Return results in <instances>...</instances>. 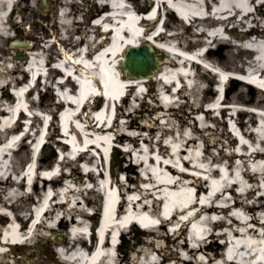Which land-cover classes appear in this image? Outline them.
I'll use <instances>...</instances> for the list:
<instances>
[{"label": "bare ground", "instance_id": "6f19581e", "mask_svg": "<svg viewBox=\"0 0 264 264\" xmlns=\"http://www.w3.org/2000/svg\"><path fill=\"white\" fill-rule=\"evenodd\" d=\"M127 1L132 3V0H121V6L118 1L116 3H112L113 9L109 11H113L117 14L116 16H119L121 19V22H123V27L128 29V31H123L120 35V38L116 39L114 42L113 48L110 50V55L104 56L107 58L105 60L102 59L101 55H98L94 60V62H90L86 64L83 60L75 61L73 60L76 57H81L80 51L77 49V47H84L86 48V52L84 53L85 59H90L92 55H94L97 51H100L101 48H103L104 44L106 43V40H103L102 43H98L95 47H90V44L95 43V41L92 40V30L93 26H90V29L84 31L82 30V25L87 24L90 20L97 19L101 16L102 12L105 10H108V7L101 6L97 7L96 5H92L91 8L95 9L96 12H93L90 7L89 11L83 14V20L82 23L76 21L74 18L69 19L70 14L63 13L60 18V23L58 27V38H56V41L66 44L70 46L72 49L70 50L71 53L68 55L70 59H72L73 63V69H75V73H77L76 77L79 78V80H87V82L91 83V87L93 90H96L95 85L93 83V76L96 74V72L100 69L102 70V83L104 85V90L106 95L110 96H119V94L124 90L122 88V85L125 83L126 80L129 79L130 76H126V74H123V77L120 79L117 78L116 74L114 73V70L111 68V62L114 60H117V66L115 67V70L119 72L120 65L123 60L124 51L129 47V45H125L121 55L116 54L118 49H122L126 39L130 38L133 39L137 35V29H136V22L134 18L127 17L124 18L123 14L127 11V8L123 7V2ZM151 3V2H149ZM68 5V4H67ZM18 6V3L13 0H0V45L3 42H6L9 40L10 32L13 26H15V23L13 22V18L10 16H6V11L8 9L14 10ZM38 6L36 0H32V2L28 3V7L31 8L32 11H35L36 7ZM86 7L85 3L81 7ZM149 5H146L148 7ZM162 6H165L164 3H162ZM170 6V12L174 13L176 17L183 15V14H194L195 16H199L202 12L209 13L211 10H216V12L222 13V14H230L225 22L221 21H215L211 17L207 18H192V26L196 29L200 28L203 31H200V34H196L195 32L187 33L189 28L184 31V29L179 30L176 26H169V29L174 31L173 35L170 37H167L165 34L159 35L158 39L162 42L164 41L165 44L169 45L170 41H176L177 45L176 48L182 49L187 52L196 51L202 47H208L210 44H216L218 47V50L221 47H228V50L223 52L221 55V58L218 56L212 57L213 55L210 53V50L208 49V52L204 53L202 56L198 57V60L200 61H209L214 67H217L221 70H227L232 69L235 72H243L244 67L247 66L251 69V72H257L260 78L264 79V33L259 32L255 30L254 28H250L247 32L238 34L234 33L240 43L247 42V45L254 46L257 51L258 59L256 61L252 60V58L256 55L253 51L247 50L246 48L238 47L237 44L232 43V39L224 41L221 40L218 36L219 33L215 31V28L219 25L228 24L233 25L237 27H248L249 24L255 23L258 25L259 23H264V2L261 0H221L218 2L217 0H186L185 3L177 2V0H170L169 2ZM251 8L254 9V12L251 11ZM84 9H82L83 11ZM18 12V11H17ZM218 13V14H219ZM193 16V15H192ZM24 18H21L22 23L24 22ZM110 18H105L102 21V24L112 22ZM80 26V27H79ZM213 28L214 31L212 33V37L210 42H207V39L210 37H207L208 35L205 34V31L208 29ZM98 29V28H96ZM81 31V32H80ZM237 31V30H236ZM256 31V36L254 40H250L249 34ZM79 32L82 33L80 37L81 41L77 42L74 40L75 35H79ZM187 33V34H186ZM149 34V31H145V35ZM101 33L98 31L96 33V37H100ZM141 45L144 44L143 41L140 42ZM28 46V44H27ZM235 47H238V52L236 54H233L230 52V49H233ZM151 50L153 51V54L157 57V61L159 62L157 71L154 74L153 77L145 80V79H135L137 85L139 83L143 82H155L159 87H161L165 94H169V90L171 87H174V83L172 80H167L169 84L164 85L162 80L165 76H172L175 77L176 80L179 82H187L190 85L189 92L191 95H193V101L190 102V100L185 101L184 106H187L190 110L188 112L184 111L180 115L173 113V106L176 104L174 101L170 100L168 97L161 94V98L158 99V102L160 103V106H168V109L165 110L163 117H165L168 121L165 123L166 126H170V118L174 117L180 122L179 128L171 127L170 129L165 130L166 133H169L173 136L174 141L176 139H181L180 147L177 150H171V146L169 143H163V134H161L155 141L156 151L157 155L161 156L164 159H167L168 163H164V161L159 160L156 161L154 157H149L146 162V170H145V176L140 177V182L142 184L145 183H151V186L148 188L143 187H135L132 188V190H128L126 194L131 195L134 192H140V196L134 201H131L130 203V209L126 210L124 205L127 203V199L124 197L125 193L121 190L124 184L122 183H114V180L111 178L110 181H105L103 177V173L101 171H98V174L94 176L91 172L88 174L89 182H95L96 179H100V184H102L103 187H105L108 192L112 189L113 184L117 187L119 191V203L115 205L116 202V196L112 193L108 196V203L106 205V216H107V222L106 225L108 226L105 233L101 236L102 237V245L97 249L96 254L93 258L90 259V263L96 259L99 255L101 256L99 261L96 264H117V258L114 256L111 252L113 244L111 239L113 238V234L116 233V231H119V226H123L128 224L130 221L135 219L140 225L147 226L148 220L146 219V213L148 205L142 204L140 205L141 201L149 198H153L154 194H162L163 198L165 200L163 212L165 215L169 213H173L169 220H173L176 214L183 215L189 210L197 209L195 213L188 217L184 222L181 223L178 230L174 232L175 238L172 240V244H174L175 247L178 246H187V254L192 255L193 253L198 252L196 248H192L189 246V242L184 238V242L177 243V240L184 234L185 228H187L189 225L194 224L196 225H203L205 223H213L211 221L210 215H218V213L224 214L223 218L216 219L214 222V225H217L220 229V232L218 233V236L224 240L227 238H230L229 243L226 241V245L230 244L229 251L225 254L221 252L218 257L215 258H209L207 263L208 264H214L213 262L220 259L222 260V264H264V250H261L262 247V240H264V224L260 222V220H264V188H262L260 183V167H258V161L261 159V157L264 155V117H260V126L258 128V134L252 133V132H245L244 137L248 138V143H244L242 141H239L236 137L232 141H230V144L233 148L237 147L238 152L240 153V156L237 155V153L232 152L229 154L220 152L219 155H211L210 158H207L206 156H203L199 153L198 147H196L197 138L193 135V132L197 130V128L194 129L191 125L188 123V119L193 114H198L200 111H203V107L200 105V103H208L213 101V98H209L206 96H202V90L199 86L198 78L200 77V69L199 67H196L195 74H191L189 70H194L195 66H197L193 62L184 61L181 64H178L176 62V59H179L180 57L175 56L174 59L167 58L166 55L168 54L165 49L160 47L159 45H150ZM14 49V48H12ZM48 50L50 49H42V56L40 54L39 57L34 59V56H32V64L34 66V69L37 71L40 69V62L44 58V55L47 54ZM65 49H63L61 52L63 55H65ZM93 53V54H92ZM11 55V54H10ZM224 55V56H223ZM36 57V56H35ZM101 57V59H100ZM109 57L112 59L109 61ZM244 57L249 59V61H245ZM39 59V60H37ZM28 58L25 60H19V59H13L9 58L7 56L6 50L2 48V53H0V117H6L2 120H0V127H4V134L13 135L16 134V129L20 127L19 123H16L14 127H11L8 129V123L10 121V118L12 115H14L17 111L21 110L24 106L22 104L21 100H17L13 98L8 92H6L7 84L10 82L13 83H20V80L18 79L20 75H22L23 80L26 77V73L22 71V65H25ZM103 61V62H102ZM236 63H239L236 64ZM71 64V63H68ZM66 66V65H65ZM73 69H71L73 71ZM72 73V72H71ZM55 74L56 76H61V73L59 71H53L52 74H47L46 80L48 82H53L55 80ZM211 75V73H210ZM213 76V75H212ZM250 76V75H249ZM248 76V78H249ZM253 80L255 79L253 76H250ZM123 80V81H121ZM215 85H219V80H214ZM244 85V84H243ZM121 86V87H120ZM248 92L245 93L242 89H238L236 92L234 103L237 104L239 102H250L255 104L257 106H260L264 108V96L261 99H258L255 102V96L257 97V93L261 92L253 87L244 85ZM69 87L70 94L73 95V98L71 99L73 103L76 102L77 98L80 97L81 99H85L88 93V86L83 84L79 89L71 83V80L69 78H66L65 82L62 84H58V89L61 91V96L63 98H66L68 96L67 93H64L63 90L65 88ZM206 88V87H204ZM131 89H134L131 87ZM212 93H215V89H211ZM186 90L185 85L181 88L180 91L177 92L179 94ZM31 92V91H30ZM128 92V91H127ZM250 93V95L248 94ZM29 94V93H28ZM28 96V95H27ZM260 98V96L258 97ZM252 99L254 101H252ZM26 100H29V97H27ZM163 104V105H162ZM69 108H73L74 106L70 103L66 104ZM113 105V104H112ZM182 107V105H180ZM31 108H35L34 103H31ZM8 109V110H6ZM122 111L124 113L123 108H118L117 111ZM6 110V112H5ZM109 111V107L107 108V113ZM213 111L208 110L205 112L206 118H209L210 120H215L216 118L213 116ZM241 114L245 115V112H241ZM21 115L23 116L22 112ZM117 115V114H116ZM250 119L249 122L252 124V126L257 125V120L254 118L255 116L252 114H249ZM254 116V117H253ZM101 117V116H100ZM76 117H70L69 115H64L63 118V134L62 137L68 136V134H71L72 132H76V136L78 138V143H88L91 144L87 147L88 150L95 149L93 147L94 145L97 146L98 149H95L98 155L101 157V147L103 145H106L110 142V139L108 138V134L111 133L114 128L117 129V132H120L119 123L117 122V117L112 121L111 128L105 129L103 126L96 127V123L94 121L87 120V129L91 130L92 132L85 135L84 137H81L77 130L73 127L71 120L75 119ZM106 118V117H105ZM102 119V117L100 118ZM40 119L37 117H34L33 123L30 126V130L34 129L33 132V139L31 140V144L37 142V137L39 136V129H35L37 126H35L34 121H39ZM202 123L204 120L201 121ZM41 124V123H40ZM133 122H130L129 125L131 126ZM41 126V125H40ZM190 127L191 134H186V129ZM29 130V131H30ZM16 132V133H15ZM228 134L231 135V131H227ZM4 134L0 133V168H2V171H17V164L18 162H21L22 158L24 156H28L30 158V152L28 153H21V154H15L14 152H10L7 156V154L4 152L6 150V147H1L6 142ZM28 133H26L25 136H27ZM140 135H129L125 134L124 132H121L119 134L120 142L119 144L121 146L128 147L127 153H141L142 150L138 149V141H139ZM151 142L154 138V135L152 133L148 134L146 137ZM24 137L20 140L19 143H23ZM124 141V142H122ZM74 145V144H71ZM188 149H191L190 152H188ZM62 152L69 151V147L67 145H61ZM87 150V152H88ZM154 148L150 147L149 150H147L148 154H153ZM249 152V153H247ZM86 153L81 154L84 156ZM186 155L187 157L184 158L183 156ZM241 160L240 165H236L232 158H238ZM8 159L5 163H3L4 160ZM57 159V155H56ZM225 159H227L225 161ZM91 159L86 160V162L91 164ZM67 159L64 157L62 160V163H66ZM180 162L183 167H188L192 170H196L199 172H207L210 173L214 178L219 179V181H214L208 186L207 179L201 180L198 178L195 180L197 183L198 191H201L202 195L206 196L209 194V197L206 199H202L200 197H194L193 199H189L188 193L185 188V183L182 178L174 179L172 177H169L166 173L160 170L161 166L163 165L167 169L176 170L174 167L175 164ZM41 164V161L39 160L37 162V165L39 168ZM144 164V161H139L138 166H142ZM206 167H202V165H205ZM216 164L217 168L209 169L210 165ZM248 164V165H247ZM148 165H152L155 168L149 169ZM50 167V166H48ZM241 167H244L245 170H241ZM73 178L72 174H70L69 178ZM229 179H233V181L230 182L229 187H227V181ZM25 181L24 178H22L19 183H15L12 181L10 176H7L5 181L0 180V209L3 207H10L12 209V212L14 214L13 222L8 221V216L5 212L0 213V223L6 222L4 225V231H5V237L3 241H0V245H6V243L9 242V240L13 242H18V233H22L24 231L27 225V222L31 221L33 219V211L29 209L31 204H35L33 201V195L36 194L38 198L41 197L42 194H38L37 190L38 187L35 183L32 184L31 192L29 194H26L24 192V185ZM81 183V182H80ZM83 184V183H81ZM80 184V187H81ZM47 185L52 186V188L57 187V180H51L50 182L43 181L42 188L45 189ZM63 185L58 184L57 188H61ZM52 197L49 200V208L40 216L38 224L35 225L32 235L25 239L24 242L33 239L35 231L38 227V225H42L45 223V220L52 219L53 216H55L57 213L62 211V219L59 221V223H62L65 217H68L71 222L74 221V218L77 216L85 217L84 208H79L80 202L76 201L74 199V196H78L79 198H82L84 202V206L88 207V199H84L83 194L84 193H90L87 191L86 188H78V186H64V191L61 193L55 191ZM235 188L240 189V192L242 195H237L233 192ZM9 189H12V192H8ZM226 192H230L231 198L234 199L233 204H228V199L224 197V194ZM62 194V202L51 204V202L56 201L60 198ZM238 197H243L242 201L238 199ZM155 200V199H154ZM163 200V199H162ZM209 201V203H206V201ZM249 201L248 203L244 201ZM20 202L18 207H20L21 212H27V219L24 221L22 220L21 215L14 213L16 211L17 206L16 203ZM72 202V205L70 206V203ZM130 202V201H129ZM206 203V204H205ZM215 203H219L215 205ZM180 204L184 205L183 209L178 213V211L172 212V206ZM63 206H69L68 209L63 210ZM14 210V211H13ZM246 213H250V218L245 219L244 215ZM198 220V221H197ZM201 220V221H199ZM14 221L20 222V229L17 231L14 227ZM10 224L8 227L7 225ZM240 228H244L245 231L241 232L239 231ZM49 229L53 230L52 227ZM156 230L160 229V227L155 228ZM261 231V232H259ZM158 232V231H157ZM75 234V233H74ZM67 236L71 237V234L67 232ZM195 235L198 237H201L205 235L204 231H200L199 229H194L191 233H189L190 241H196ZM77 236V235H75ZM213 236L211 233L209 237ZM61 239H63V236H60ZM205 239H200V242H204ZM2 243V244H1ZM66 243H60V246L64 248V252L66 254L73 252L75 256L72 259V264H86L87 260L78 253L76 249V245L79 244L81 246L84 245L83 241H80L78 239L77 241H74L72 244ZM144 246L140 247L134 256V258L131 260L128 264H137L136 260H139L140 257L143 258L142 264H188V260L186 258H183L179 255H177L176 251H165V247H162L160 251H162L164 254L160 261H152V244L151 243H144ZM244 253V254H242ZM0 255H4L3 253H0ZM225 257H228V260H225ZM263 259L262 261H260ZM255 262V263H253Z\"/></svg>", "mask_w": 264, "mask_h": 264}, {"label": "rangeland", "instance_id": "374dc122", "mask_svg": "<svg viewBox=\"0 0 264 264\" xmlns=\"http://www.w3.org/2000/svg\"><path fill=\"white\" fill-rule=\"evenodd\" d=\"M50 4V8H52V11L50 8L45 9V11L42 12L40 5H38L35 9V11H32L31 8L28 7V0H18V6H16L15 10L18 12L14 14L13 22L15 23V26L12 27L10 34H15L20 39H27L32 40L36 44L39 43L44 38H50L52 36H55L58 38V27L60 23V19L58 18L57 11L59 9L61 10H70V20L75 19L76 21H81L82 16L84 13L89 11V7L93 12H96L95 9L91 8V6L94 4L93 2L90 3V0H70L67 5L66 0H48ZM63 1V2H62ZM135 2V0H132ZM264 2V0H261ZM32 2L29 0V3ZM36 2H39L37 0ZM142 3L141 1H137ZM86 7H81L84 5ZM147 5L149 3H145L144 5ZM82 9H84L82 11ZM264 10V7H263ZM24 18V22L22 23L21 18ZM264 24V23H263ZM262 24V25H263ZM176 26L182 29L183 25L180 23L178 24V21L175 20L169 21V26ZM80 27V26H79ZM82 30L86 31L90 29V26H88V23L85 25H82ZM259 30H263V27H259ZM81 32V31H80ZM79 32V35L81 36L82 33ZM194 30H188L187 33H192ZM234 33H239L240 31H233ZM186 33V34H187ZM230 35L229 39L232 38ZM224 38H228V35L224 33ZM234 37V36H233ZM232 43H237L240 45V42L235 41L232 39ZM237 40V39H236ZM42 42V41H41ZM214 47V45H213ZM212 47V48H213ZM2 48L6 50L7 56L9 58H13L14 55L17 54L15 50H13L10 46V42L6 41L1 44L0 53H2ZM177 52H181L178 49H174ZM228 50V47H222L221 52H225ZM238 47H235L233 49H230V52L233 54H236L238 52ZM11 54V55H10ZM224 56V55H223ZM212 57H216L214 54ZM221 58V57H220ZM239 65V63H236ZM71 67H68L67 70H70ZM48 74H52V72H49ZM56 75V74H55ZM207 76V78H206ZM208 78L211 81V85L208 83ZM169 79H175V77L172 76H165L164 80ZM214 76L208 74L207 72L200 73V77L198 78L199 86L202 90L201 95L206 96L209 98L214 97V93L210 90V87H214ZM156 86L157 83L148 82L145 85L140 84L137 88L129 91V96L122 99L119 102V106L123 108L124 113L122 111H117V122L119 123L120 132H117V129L114 128V130L109 133L108 138L110 139V142L106 145H103L101 147V157L103 156V160H101V163L99 164V161L96 160V164H98L96 171H101L103 173V177L105 181L109 178V176L113 177L114 183H122L125 184L121 188V190L125 193V198L127 197L126 192L128 190H132V188L135 187H143L148 188L151 186V183H145L142 184L140 182V177H144L145 170L147 166L146 160L151 156L154 157L156 161L162 160L164 163H168L167 159L162 158L161 156L157 155L155 141L156 139L163 134V143H169L171 146V150H177L180 147V140L176 139L174 141L173 136L169 133H166L165 130L170 129L171 127L179 128L180 122L175 119L174 117L170 118V126H166L165 123L168 121L165 117H163V114L165 112V109L160 106V103L158 102V97L156 96ZM206 87L204 90L203 88ZM209 87V88H208ZM227 99L226 102L231 103L234 102L236 92L238 89H242L245 93H247V88L238 81L230 80L227 85ZM147 90V95L143 96L144 98L137 97V99H134V96H136V92L140 95L141 91ZM44 94H40L41 96V108L43 110H47V105L52 104L54 102V95L51 93V90L47 87H44ZM33 93H31L32 95ZM183 96H180L179 102L180 104H184L185 101L190 100V102L193 101V95L190 94L189 91H183ZM186 95V97H184ZM262 100V98L260 97ZM56 100V99H55ZM205 103V102H204ZM202 104V103H200ZM240 104H247L251 106V102H239V109ZM255 106V105H253ZM38 108V105L35 106ZM117 107V108H120ZM50 110V107H49ZM190 109L187 106H182L179 108H174L173 113L181 114L182 112L186 111L188 112ZM242 111V109H240ZM214 116V115H213ZM47 115H43L44 119H47ZM111 117V114H109V118ZM254 117V116H253ZM108 118V117H107ZM216 118V117H215ZM256 119V117H254ZM204 120L202 123L201 121ZM246 120L244 117L240 119V122L243 123V125L238 126L237 124H234L233 121H231L232 131L234 135L228 134V129L224 125V121L220 120L219 118H216L215 120H210L209 118H206V116L199 112L198 114H193L189 119L188 123L192 127L197 128L195 132H193V135L197 138L196 147H198L199 153L203 156H206L207 158H210L211 155H219L222 151L223 153L229 154L232 152L238 151V148H233L230 144V141L234 139V136L237 137L239 141H242L244 143H248V138L244 137V133L247 131L246 128ZM133 122V124L130 126L129 123ZM241 123V124H242ZM73 124L75 126H79L82 128L83 122L79 120V118H75ZM40 125V121H35V126ZM47 134V144L51 145V147L54 145L58 137H60V130L58 129V123L53 121L48 129ZM121 132H124L125 134L129 135H135L139 134L141 138H139L138 141V149H141V153H127L128 147L121 146L119 144V134ZM190 127L186 129V134L190 133ZM152 133L154 135V138L150 142L148 138V134ZM75 133L72 132L70 134L71 139L73 140V137H75ZM116 138V141L113 139ZM25 138V143L26 144ZM45 139L42 138V136L37 139V142L34 145H38L41 143V141ZM77 139V138H76ZM72 142V141H71ZM124 142V141H122ZM150 147L154 148L153 154H148L147 150L150 149ZM23 149V147H20L19 150ZM25 151V150H24ZM191 149H188V152H190ZM25 153H28L26 151ZM115 154L116 158L112 157V155ZM41 157V168H46L48 166H52L55 163L56 158V150L51 148V151H49V154L47 155H40ZM110 156V163L109 161ZM184 158L187 156L184 155ZM29 158L28 156H24L22 158L21 162H18L17 171H19L22 166H24L28 162ZM144 161V164L142 166H138L139 161ZM227 159H225L226 161ZM231 160L234 161L237 165L241 164V160L239 158H232ZM112 162H114L112 164ZM261 165L263 166V161L258 162V167L261 168ZM74 166L73 162L68 163V168H71ZM149 166V169H154V166ZM174 167L177 169V171L172 169H167L163 165L161 166L160 170L166 173L169 177H172L174 179L182 178L185 183V188L188 193L189 199H193L194 197H200L202 199H206L209 197V194L206 196L202 195L201 191H198L197 183L195 180H197L198 177H201V180L207 179L209 181H216L217 178H214L210 176V173L207 172H199L196 170H192L188 167H183L180 162L174 165ZM202 167H206L205 165H202ZM217 165L213 164L209 166V169L216 168ZM113 169V170H111ZM69 172V169L67 170ZM71 174L74 179L71 177H65L64 179L57 180V186L62 182L63 180L66 185L69 186H78V188L83 189L85 187V184L83 183V175L80 174V171L78 168L74 167L73 170H71ZM228 181H233V179H229ZM59 182V183H58ZM83 184H81V183ZM81 184V187H80ZM259 185L264 188V179L260 177V183ZM128 187V188H127ZM116 187H113V192H116ZM239 191V189H238ZM38 193H40L39 190H37ZM84 199L93 198L96 196L94 192L91 193H84L83 194ZM140 196V192H134L129 197L136 199ZM162 194H154L153 198L145 199L141 201L140 205L146 204L149 205L150 203L157 202L154 200V197H161ZM74 199L76 201L80 202L79 208L84 207V202L82 198H79L78 196H74ZM239 200L242 201L243 197H238ZM207 203L209 201L205 200ZM244 201V200H243ZM246 202V201H244ZM20 202L16 203L15 206H17L16 211L14 213H19L20 207L18 205ZM156 206L158 203H155ZM219 204V203H215ZM72 205V202L70 206ZM183 205L176 204L174 205L177 210H180ZM68 209V206H63L64 209ZM175 208H173L175 210ZM156 210V209H155ZM3 211L7 214L9 218H12L13 212L12 209L6 208L3 209ZM181 217H184L185 215H180ZM62 217V211L57 213L55 216L52 217V219L45 220V223L42 225H39L35 231L34 237L31 240H28L26 243L22 244L24 246L20 245H0V253H4V255H0V264H55L54 262H59L60 264H71L68 262L72 259L73 253L70 252L64 259L58 258L57 252L60 251V243H66L70 244V240L68 239V236L66 235L67 231L66 228L68 226L74 225L76 223L71 222L68 217H65L62 223H59V220H61ZM178 215L176 214L173 221L163 222V227H161L158 230H155V233H143L142 231L136 229L134 225H131L130 227L124 229V234L121 236L120 242L115 245L117 242L116 237H113L111 239L112 243L114 244L112 247V254L116 256L117 258V264H128L131 262V260L134 258L136 251L144 246V243H151L152 247V261H160L163 252L160 251L162 247H165V251H176L177 255L186 258L188 260V264H208L207 261L209 258H215L218 257V255L223 250V239L218 237V233L220 232V229L217 225H214V223H205L203 225H196L192 226L193 229H199L200 231H204L205 233V241L200 243L201 249L193 253L192 255L187 254V246H178L175 247L174 244H172V240L175 238L174 232L176 231V220ZM216 217L223 218L224 214L218 213ZM245 219L250 218V213H246L244 215ZM9 220V219H8ZM95 220V219H93ZM262 220H260L261 222ZM3 224V223H2ZM16 226V223H14ZM4 225V224H3ZM77 225V224H76ZM2 226V225H0ZM75 226V225H74ZM50 227H55L54 230L49 229ZM158 231V232H157ZM210 233L213 235L209 237ZM61 234L63 235L62 240H54L52 237L54 235ZM188 234V227L185 228L184 234L177 240V243L184 242V238ZM56 238V237H55ZM194 242V241H193ZM192 242H189L191 244ZM2 244V243H1ZM196 244V243H193ZM190 246V245H189ZM10 248V252H7V250ZM143 258L140 257L139 260H136L137 264H142ZM214 264H222V260L218 259Z\"/></svg>", "mask_w": 264, "mask_h": 264}, {"label": "water", "instance_id": "95a60500", "mask_svg": "<svg viewBox=\"0 0 264 264\" xmlns=\"http://www.w3.org/2000/svg\"><path fill=\"white\" fill-rule=\"evenodd\" d=\"M43 2H45L43 0ZM150 48L147 45H143L139 49H129L127 61L122 67L123 71H126L129 75L134 77H149L152 76L157 69V63L153 60L149 53ZM140 56L139 60H134ZM135 61V62H134Z\"/></svg>", "mask_w": 264, "mask_h": 264}]
</instances>
